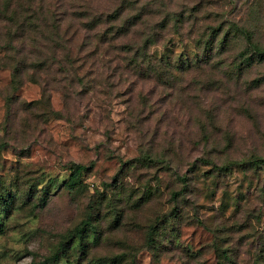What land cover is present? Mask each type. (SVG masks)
I'll return each mask as SVG.
<instances>
[{
    "label": "rangeland",
    "instance_id": "1",
    "mask_svg": "<svg viewBox=\"0 0 264 264\" xmlns=\"http://www.w3.org/2000/svg\"><path fill=\"white\" fill-rule=\"evenodd\" d=\"M205 1L198 18L216 21L203 24L260 25L257 0ZM67 3L77 14L129 5L134 34L106 42L116 26L96 37L66 21L56 44L72 54L65 66L50 59V41H20L28 65L14 79L0 62V264H43L56 252L48 264H264V165L251 161L264 158V60L231 67L245 49L233 40L228 55L182 70V0ZM141 32L155 38L153 57L133 46ZM73 164L86 169L68 188Z\"/></svg>",
    "mask_w": 264,
    "mask_h": 264
},
{
    "label": "trees",
    "instance_id": "2",
    "mask_svg": "<svg viewBox=\"0 0 264 264\" xmlns=\"http://www.w3.org/2000/svg\"><path fill=\"white\" fill-rule=\"evenodd\" d=\"M41 2L42 1L37 0L33 7L26 8L18 0H0V40L4 37L7 39L6 45L3 46V48L5 51L9 50V52H11L6 58L1 57L0 62L3 59H8L10 61L13 79L20 75V73H23L28 65L26 55L24 54L25 48L23 44L20 46V41L25 44L27 40H29V42L42 41L44 45L50 41V59L53 60L54 57L56 63L63 66L70 62L69 59L72 56L71 52L69 50L62 51L60 47L56 45L66 40L64 37H67V32H62V26L66 21H77L82 30L88 29L97 31L95 34L96 37L100 36L101 33L105 36L104 31L100 32L101 28L116 26L115 35L117 36L114 38H107L106 42L115 38L127 39L129 35L134 34L133 28L136 22L133 18L134 16L130 17L128 15L130 10L129 5L114 7L112 11L107 13H94L91 11L90 6L86 5L83 7V10L77 14L72 9L70 3H67L70 2V0H52L49 3L53 4V9L50 8L47 11L43 9ZM190 2L191 0H182V6L186 7L182 9V70L186 71L193 63L199 66L201 63L213 62L215 58L220 55H228L229 47L233 40H240L243 42L245 49L238 56H235L236 58H233L230 63L231 67H235L238 71H242V66H244L245 69L251 66L250 64L254 61L255 55L258 56V60H264V40H262L264 34V0H257L254 8L260 22L259 26H252L250 20L245 21L241 16L238 19H236L235 16L222 17L216 24L208 26L203 23L207 21H209L207 23H214L216 21L215 15L212 17V12H206L203 17L198 18L202 7L201 5H205L204 3L206 1L194 0L192 6H187ZM73 4L74 3H72V5ZM55 8L59 10L61 15L56 13ZM186 13L188 16H186ZM122 16H126L127 18V21L123 22L129 21V23H131L132 26L130 28L123 26L119 27L121 25L120 19ZM192 17H194V23ZM199 21L201 25H198ZM48 24L51 26H48ZM33 27H35V29ZM48 27H51V29H48ZM30 32L32 35H28ZM141 33L143 34L138 36L139 38L133 42V46L137 47L144 55L147 56L148 54L149 57H153L154 54L151 52L148 53L147 49L155 43V38L150 32ZM129 39H131V36ZM99 42L104 43L105 40L102 39ZM249 50L252 52L248 55L247 53ZM39 53H41L40 50L36 55ZM163 57H165V53L160 54L159 59L163 60ZM219 63H222V60ZM34 64L29 65L30 67H35ZM70 64L71 63H69V65ZM160 67L161 66L158 68ZM146 157L149 158L147 155ZM200 161H202V163L217 166L207 159H200ZM251 161L256 166L264 165V158L261 157H253ZM234 164L235 162H231L224 164L222 167L228 169ZM85 169L86 167L81 164H73L65 185L68 188H74L80 180L82 171ZM182 183H184L182 187L183 192L186 185L184 176H182ZM88 224V219L81 221L80 224L73 228L71 236L80 237ZM152 233L153 230L149 233L150 238ZM220 252H222V257L224 259L229 258L227 250H221ZM58 257V252H56L51 257H47L43 264L56 261ZM218 257L221 258L222 263L225 261L219 254ZM254 264H261V262L256 260Z\"/></svg>",
    "mask_w": 264,
    "mask_h": 264
}]
</instances>
